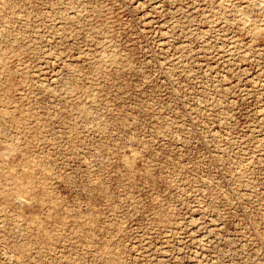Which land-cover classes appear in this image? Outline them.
I'll use <instances>...</instances> for the list:
<instances>
[{
  "label": "rangeland",
  "instance_id": "rangeland-1",
  "mask_svg": "<svg viewBox=\"0 0 264 264\" xmlns=\"http://www.w3.org/2000/svg\"><path fill=\"white\" fill-rule=\"evenodd\" d=\"M0 264H264V2L0 0Z\"/></svg>",
  "mask_w": 264,
  "mask_h": 264
},
{
  "label": "built area",
  "instance_id": "built-area-1",
  "mask_svg": "<svg viewBox=\"0 0 264 264\" xmlns=\"http://www.w3.org/2000/svg\"><path fill=\"white\" fill-rule=\"evenodd\" d=\"M262 2H264V0H261ZM260 6H262V4H260Z\"/></svg>",
  "mask_w": 264,
  "mask_h": 264
}]
</instances>
